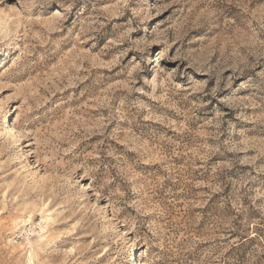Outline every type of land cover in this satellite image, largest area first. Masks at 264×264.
I'll use <instances>...</instances> for the list:
<instances>
[{
  "label": "rangeland",
  "instance_id": "obj_1",
  "mask_svg": "<svg viewBox=\"0 0 264 264\" xmlns=\"http://www.w3.org/2000/svg\"><path fill=\"white\" fill-rule=\"evenodd\" d=\"M264 264V0H0V264Z\"/></svg>",
  "mask_w": 264,
  "mask_h": 264
},
{
  "label": "bare ground",
  "instance_id": "obj_2",
  "mask_svg": "<svg viewBox=\"0 0 264 264\" xmlns=\"http://www.w3.org/2000/svg\"><path fill=\"white\" fill-rule=\"evenodd\" d=\"M136 264V263H135Z\"/></svg>",
  "mask_w": 264,
  "mask_h": 264
}]
</instances>
